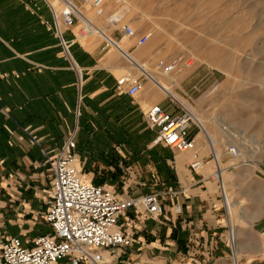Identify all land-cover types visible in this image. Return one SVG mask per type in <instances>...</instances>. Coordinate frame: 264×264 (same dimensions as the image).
<instances>
[{"label": "crops", "instance_id": "obj_1", "mask_svg": "<svg viewBox=\"0 0 264 264\" xmlns=\"http://www.w3.org/2000/svg\"><path fill=\"white\" fill-rule=\"evenodd\" d=\"M91 23L92 33H99ZM101 31L115 48L103 36L84 46L74 27H61V37L69 43L66 56L43 0H0V242L18 238L31 246L37 237L51 234L43 215L53 173L44 162L52 166L72 136L75 167L84 183L129 188L120 195L124 199L156 194L163 204L159 216L141 207L118 216L132 243L104 250L102 264H230L231 240L264 250V180L249 177L240 184L242 193L251 196L239 206L252 211L244 217L249 218L245 227L254 233L236 237L230 230L233 205L224 190L229 165L214 159L217 155L220 162L223 153L212 127L170 88L203 120L204 128L195 122L201 131L188 152L157 143V130L147 125L143 113L152 104L169 110L168 101L174 98L164 86L169 89L175 80L169 83L165 73L152 75L141 64L152 57H144L140 47L124 43L116 32ZM135 68L148 77L141 78V91L130 97L127 87L118 90L116 80L133 75ZM194 154L205 163L197 172L189 168ZM212 164L222 170L226 207ZM174 205L181 206L180 214L173 212ZM233 257L240 264L235 249ZM58 264L69 263L64 259Z\"/></svg>", "mask_w": 264, "mask_h": 264}, {"label": "rangeland", "instance_id": "obj_2", "mask_svg": "<svg viewBox=\"0 0 264 264\" xmlns=\"http://www.w3.org/2000/svg\"><path fill=\"white\" fill-rule=\"evenodd\" d=\"M73 1L98 30L114 31L124 43L126 39L115 31L121 24L132 27L138 35L149 33V41L139 49L144 57H152L150 63H141L150 67L152 75H163L173 61L188 65L180 72L167 74L169 83L176 82L169 89L186 101L216 134L222 152L218 151L223 153L218 163L221 166L222 159L229 165L224 168L229 181L224 190L233 205L234 223H230V230H235L236 237L251 236L254 232L245 227L249 218L244 216L252 211L239 206L249 202L251 196H245L244 190L242 193L240 184L249 177L264 180V0H122L131 12L115 28L108 26L106 20L114 10L113 0H106L102 18H95L80 0ZM50 2L57 9L60 7L57 1ZM79 23L74 27L75 34ZM95 37L100 35L91 31L85 40L78 41L85 46V41ZM134 43L135 39L131 45ZM133 75L140 82L147 76L137 68ZM174 101H168L172 104L168 111L180 112L181 105ZM195 122L192 134L201 131ZM229 146L239 148L242 157L234 159L227 154ZM208 160L213 162L212 154ZM44 165L51 173V161ZM212 178L221 184L219 190L226 207L222 183L217 177ZM104 188L119 196L130 191L120 186ZM234 249L240 264L254 255L257 259L249 264H264V250L246 249L243 242L232 240L230 264H234Z\"/></svg>", "mask_w": 264, "mask_h": 264}, {"label": "built area", "instance_id": "obj_3", "mask_svg": "<svg viewBox=\"0 0 264 264\" xmlns=\"http://www.w3.org/2000/svg\"><path fill=\"white\" fill-rule=\"evenodd\" d=\"M53 16L54 33L60 40L63 53L68 55L69 43L61 37V27L72 28L83 17L73 0H55L59 8L43 0ZM85 6L101 17L105 14L106 0H80ZM117 5L121 0H114ZM107 17L108 24L113 13ZM118 30L121 39L131 41L142 47L147 44L150 34L136 35L132 27L122 25ZM85 36L79 29L75 38ZM106 41V40H105ZM112 44L115 43L106 41ZM109 44V45H110ZM175 62L168 65L164 73L170 74L177 69ZM118 90L127 87L126 93L135 97L141 91V82L131 74H125L116 80ZM180 106V105H179ZM180 112L166 111L158 104H152L143 113L147 125L157 130L156 142L172 150L186 152L194 149L195 134H192L193 120L180 106ZM75 141L67 138L60 147L53 163V177L46 200L44 221L50 226L51 234L37 237L31 244L22 243L18 238H6L0 242V264H58L66 259L69 264H102V252L118 247H128L132 241L122 231L117 222L118 216L132 207H141L150 216H159L163 211L161 198L156 194H147L139 198H121L104 186L84 183L75 167ZM227 153L236 157L235 147H229ZM203 161L196 154L189 168L197 172ZM218 172L217 167L215 168ZM215 173V174H216ZM216 175L213 174V177ZM173 212L180 214L181 206L174 205Z\"/></svg>", "mask_w": 264, "mask_h": 264}, {"label": "bare ground", "instance_id": "obj_4", "mask_svg": "<svg viewBox=\"0 0 264 264\" xmlns=\"http://www.w3.org/2000/svg\"><path fill=\"white\" fill-rule=\"evenodd\" d=\"M114 1V0H113ZM58 3V2H57ZM113 4H114V10H115V12H114V10H113V16H111V20H113V21H116V23H114V24H108V22H107V25L108 26H110V27H113V28H115L116 26H117V24L120 22V24H121V22H122V20H124L125 19V17H127L129 14H130V12H131V10H130V8L128 7V5L124 2H122V0H121V3L119 4V5H117L116 3H115V1L113 2ZM54 5V4H53ZM55 6V5H54ZM55 8H56V6H55ZM106 8V7H105ZM104 11H105V9H104ZM92 14H93V16L95 17V18H102L103 16H101V17H97V16H95L94 15V13L92 12ZM83 15V14H82ZM80 22V23H79ZM79 28L78 29H82L84 32H85V36H83V37H77V39L78 40H85L89 35H91V28H92V23H91V21L90 20H88L84 15H83V17L82 18H80V20H79ZM119 24V25H120ZM122 25H127V24H121V26ZM77 28H76V31H78L77 30ZM94 30V29H93ZM134 30V29H133ZM95 31L96 32H99V33H97V34H100V37H102L103 36V39L104 40H106V41H111V43L113 42L112 40H110V39H108L107 37H105L104 36V34L102 33V31H100V30H98V29H95ZM135 31V30H134ZM136 32V31H135ZM77 33V32H76ZM136 35L138 36V34H137V32H136ZM126 39V38H125ZM150 39V38H149ZM126 41L127 42H132L133 40H131V41H129V40H127L126 39ZM149 41V40H148ZM114 43V42H113ZM110 44V43H109ZM110 45H112V44H110ZM145 46V45H144ZM144 46H142V47H144ZM113 47V46H112ZM141 48V47H140ZM173 62H175L178 66H177V69L174 71V72H180L184 67H186V66H188V65H183L182 63H180L179 61H173ZM172 62V63H173ZM173 73V72H172ZM161 83V82H160ZM162 84V83H161ZM163 85V84H162ZM164 86V85H163ZM164 88H166L168 91H169V93L171 94V96H172V99L173 100H176V101H178L182 106V108L183 109H185L187 112H188V114L190 115V117L194 120V121H196L199 125H201L203 128H204V125H203V123H202V121L198 118V116L191 110V109H188L189 107L187 106V104L185 103V102H183L182 100H180L177 96H175L173 93H172V91L170 90V89H168V87H166V86H164ZM229 147H234V146H229ZM228 147V148H229ZM227 148V149H228ZM235 150H236V153H237V156L236 157H234V156H231L232 158H234V159H236V158H239L240 157V154H239V152H238V150L235 148ZM227 151V150H226ZM186 152H188V151H186ZM228 154V153H227ZM217 158H218V156L216 155L215 157H214V159H216V161L218 162V160H217ZM204 165H205V163H203V166L200 168V170H202L203 169V167H204ZM200 170H198V171H200ZM216 175V177L219 179V180H222V170H220L219 168H218V172L215 174Z\"/></svg>", "mask_w": 264, "mask_h": 264}]
</instances>
